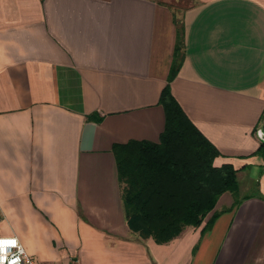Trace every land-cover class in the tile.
<instances>
[{
    "label": "crops",
    "instance_id": "obj_1",
    "mask_svg": "<svg viewBox=\"0 0 264 264\" xmlns=\"http://www.w3.org/2000/svg\"><path fill=\"white\" fill-rule=\"evenodd\" d=\"M180 23L170 92L239 201L158 243L125 221L111 145L157 139ZM263 106L264 0H0V231L44 263L264 264Z\"/></svg>",
    "mask_w": 264,
    "mask_h": 264
},
{
    "label": "trees",
    "instance_id": "obj_2",
    "mask_svg": "<svg viewBox=\"0 0 264 264\" xmlns=\"http://www.w3.org/2000/svg\"><path fill=\"white\" fill-rule=\"evenodd\" d=\"M177 26L170 72L158 96L164 121L157 139L130 138L111 145L125 221L139 236H150L158 243L169 240L185 225L200 224L221 192L228 190L234 195L233 205L239 201L236 168L229 162L212 163L218 150L170 92L169 81L181 60L182 24ZM87 117L97 118L94 114ZM256 150H264L262 141ZM217 213H210L202 230Z\"/></svg>",
    "mask_w": 264,
    "mask_h": 264
},
{
    "label": "built area",
    "instance_id": "obj_3",
    "mask_svg": "<svg viewBox=\"0 0 264 264\" xmlns=\"http://www.w3.org/2000/svg\"><path fill=\"white\" fill-rule=\"evenodd\" d=\"M0 241L6 242L3 243L2 252H0V255L3 256L2 264H65L61 262L44 263L37 260L26 251L12 233L0 234Z\"/></svg>",
    "mask_w": 264,
    "mask_h": 264
},
{
    "label": "rangeland",
    "instance_id": "obj_4",
    "mask_svg": "<svg viewBox=\"0 0 264 264\" xmlns=\"http://www.w3.org/2000/svg\"><path fill=\"white\" fill-rule=\"evenodd\" d=\"M163 1L168 2V3H171L172 5H177V6L183 7V6L189 5L193 0H163ZM262 119H264V116L262 117ZM263 121H264V120H263ZM233 197H234V195H233ZM212 209H213V207H212ZM212 209H210V210L204 215V217H206L208 213L210 214V213L212 212ZM0 234H4V233H2V232L0 231ZM34 258H35V257H34ZM49 263H51V262H49Z\"/></svg>",
    "mask_w": 264,
    "mask_h": 264
},
{
    "label": "water",
    "instance_id": "obj_5",
    "mask_svg": "<svg viewBox=\"0 0 264 264\" xmlns=\"http://www.w3.org/2000/svg\"><path fill=\"white\" fill-rule=\"evenodd\" d=\"M256 134H257V136L261 139V141L264 143V126L259 127V128L256 130Z\"/></svg>",
    "mask_w": 264,
    "mask_h": 264
},
{
    "label": "snow or ice",
    "instance_id": "obj_6",
    "mask_svg": "<svg viewBox=\"0 0 264 264\" xmlns=\"http://www.w3.org/2000/svg\"><path fill=\"white\" fill-rule=\"evenodd\" d=\"M3 243H6V242L0 241V252H2V245H3ZM2 261H3V256L0 255V264H2Z\"/></svg>",
    "mask_w": 264,
    "mask_h": 264
}]
</instances>
